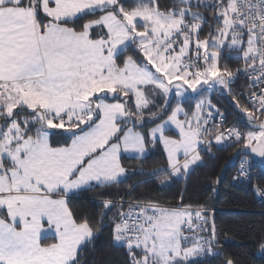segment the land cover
Returning a JSON list of instances; mask_svg holds the SVG:
<instances>
[{
  "label": "snow or ice",
  "instance_id": "6c2138e0",
  "mask_svg": "<svg viewBox=\"0 0 264 264\" xmlns=\"http://www.w3.org/2000/svg\"><path fill=\"white\" fill-rule=\"evenodd\" d=\"M201 9L213 13L207 36ZM225 50L244 68L222 65ZM240 74L247 96L232 90ZM214 91L233 98L246 132L225 127ZM213 142L264 158V0H172L166 11L160 0H0V264H82L97 229L74 198L121 184L123 160L146 159L149 145L162 147L166 168L152 175L170 187ZM236 179L251 183L247 161ZM254 192L264 199V185ZM180 199L127 210L101 199V221L119 209L111 239L125 264L220 255L209 210Z\"/></svg>",
  "mask_w": 264,
  "mask_h": 264
},
{
  "label": "trees",
  "instance_id": "16d2710c",
  "mask_svg": "<svg viewBox=\"0 0 264 264\" xmlns=\"http://www.w3.org/2000/svg\"><path fill=\"white\" fill-rule=\"evenodd\" d=\"M171 4L172 0H160L161 10H168ZM201 14L208 22L203 27V34L207 36L212 30L213 13L201 9ZM221 63L233 72L244 65L241 60L225 55ZM244 89V82L237 78L232 85L233 92L238 94ZM200 98L189 100L187 105L194 106ZM210 99L224 114L227 124L244 132L248 130L245 114L236 107L231 96L214 91ZM201 149L203 164L194 168L186 179L171 178L170 187L164 186L163 178L152 175L156 170L166 168L165 155L157 145L146 159L123 160L126 179L121 184L107 190L84 192L74 198L71 206L76 214L90 219L97 229L94 241L82 253V264H125V250L113 246L111 239L112 217L119 209H113L101 221V199L128 203L156 202L164 207H173L181 203V196L183 202L192 205L193 209L205 206L209 210V222L213 218L215 220L220 255L209 257L206 264H225L228 258L235 264H264V250L259 247L264 242V203H257L254 192L255 187L264 185V162L257 163L249 158L248 171L252 180L251 183L242 182L233 178L238 173L240 160L246 157H240L235 165L223 172L231 156L240 150L239 146L229 147L227 143L219 146L213 142L211 151L205 145Z\"/></svg>",
  "mask_w": 264,
  "mask_h": 264
},
{
  "label": "built area",
  "instance_id": "2783aa9c",
  "mask_svg": "<svg viewBox=\"0 0 264 264\" xmlns=\"http://www.w3.org/2000/svg\"><path fill=\"white\" fill-rule=\"evenodd\" d=\"M243 68H244V65L238 67L237 70H238V69H243ZM237 70H236L235 72H237ZM238 79H241V80L244 82V84H245V89H244L243 91H239L238 94H240V93H244V95L247 96V95H248V85L250 84V81H249L245 76H243L242 74L238 75ZM223 123H224V125H225L226 128H227V127H234L233 125H230L229 123L227 124L226 119L223 121ZM226 143H227V142H226ZM202 146H204V145H202ZM242 161H247V162H248V166H249L251 160H250L249 158H244V159L240 160L239 165H238V167H239V168H238V173H239V170H240V164H241ZM238 173H237L236 177L238 176ZM236 177H234L233 180H235ZM240 180H241L242 182H248L246 179H240ZM255 188H256V187H255ZM256 199H257V203H264V199H262V198H261L260 196H258L257 194H256ZM116 203H117L118 205H119V204H123V205L125 206V210H127V205L130 204V203L125 202V201H123V200H121V201H119V202H116ZM133 204H135V203H133ZM114 210H116V209H114ZM194 210H196V209H194Z\"/></svg>",
  "mask_w": 264,
  "mask_h": 264
},
{
  "label": "water",
  "instance_id": "95a60500",
  "mask_svg": "<svg viewBox=\"0 0 264 264\" xmlns=\"http://www.w3.org/2000/svg\"><path fill=\"white\" fill-rule=\"evenodd\" d=\"M245 119L247 120L246 116H245ZM239 152H240V150L237 151V152H235V153L231 156V158L229 159V161H228V162L225 164V166L223 167V172H224L227 168L232 167L233 165H235L236 162L238 161V159H239L240 157L251 158V159H253V160H254L255 162H257V163H262V162H264V158L258 157V156H256L255 154H252V153L249 152V154H248L247 156H244V155H238Z\"/></svg>",
  "mask_w": 264,
  "mask_h": 264
},
{
  "label": "rangeland",
  "instance_id": "374dc122",
  "mask_svg": "<svg viewBox=\"0 0 264 264\" xmlns=\"http://www.w3.org/2000/svg\"><path fill=\"white\" fill-rule=\"evenodd\" d=\"M210 32V31H209ZM208 32V33H209ZM208 33H207V35H208ZM222 56L223 55H225V57H227V58H230V59H235V60H239V59H237V58H234L235 57V53H229L227 50H225V51H223L222 52V54H221ZM218 92V91H217ZM218 93H220V92H218ZM207 95H210L209 93H206ZM193 95H195V94H193ZM206 95V96H207ZM235 127V126H234ZM235 128H237V127H235ZM172 132L174 133L175 132V130L173 129L172 130ZM159 146V145H158ZM160 148H161V150H162V147L161 146H159ZM154 148L155 147H153L152 145H149L148 146V152H147V155H148V153L149 152H151V151H153L154 150ZM163 151V150H162ZM164 153V152H163ZM165 155V154H164ZM165 159H166V156H165ZM197 166H194V168H196ZM174 179H182V178H174ZM121 201V200H120Z\"/></svg>",
  "mask_w": 264,
  "mask_h": 264
},
{
  "label": "crops",
  "instance_id": "0c3cea01",
  "mask_svg": "<svg viewBox=\"0 0 264 264\" xmlns=\"http://www.w3.org/2000/svg\"><path fill=\"white\" fill-rule=\"evenodd\" d=\"M49 242H51V241H49Z\"/></svg>",
  "mask_w": 264,
  "mask_h": 264
}]
</instances>
